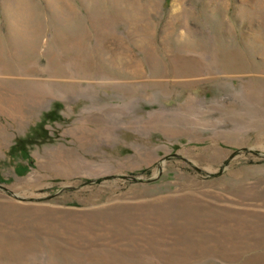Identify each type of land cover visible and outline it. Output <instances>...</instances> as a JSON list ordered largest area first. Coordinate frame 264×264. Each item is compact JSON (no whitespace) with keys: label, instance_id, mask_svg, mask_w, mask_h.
Segmentation results:
<instances>
[{"label":"rangeland","instance_id":"374dc122","mask_svg":"<svg viewBox=\"0 0 264 264\" xmlns=\"http://www.w3.org/2000/svg\"><path fill=\"white\" fill-rule=\"evenodd\" d=\"M0 264H264V0H0Z\"/></svg>","mask_w":264,"mask_h":264},{"label":"trees","instance_id":"16d2710c","mask_svg":"<svg viewBox=\"0 0 264 264\" xmlns=\"http://www.w3.org/2000/svg\"><path fill=\"white\" fill-rule=\"evenodd\" d=\"M22 140H26V138L16 140V142L14 143V146L16 148H18L21 151V153H23L25 155L26 152H25L24 144H23V142H21Z\"/></svg>","mask_w":264,"mask_h":264},{"label":"water","instance_id":"95a60500","mask_svg":"<svg viewBox=\"0 0 264 264\" xmlns=\"http://www.w3.org/2000/svg\"><path fill=\"white\" fill-rule=\"evenodd\" d=\"M92 180H93V179H88V180H86V181L88 182V181H92Z\"/></svg>","mask_w":264,"mask_h":264}]
</instances>
